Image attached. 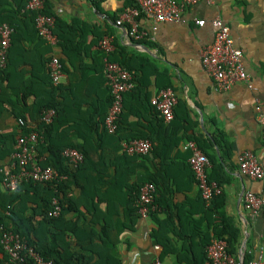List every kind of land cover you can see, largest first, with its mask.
I'll list each match as a JSON object with an SVG mask.
<instances>
[{
  "label": "crops",
  "instance_id": "0c3cea01",
  "mask_svg": "<svg viewBox=\"0 0 264 264\" xmlns=\"http://www.w3.org/2000/svg\"><path fill=\"white\" fill-rule=\"evenodd\" d=\"M213 1L212 5L200 3L189 7L179 23H154L141 17L140 30L149 35L137 41L131 37L126 25L116 24L134 0H100L97 4H93L92 0H48L52 12L66 23L79 20L87 27L95 28L99 36L112 35L115 50L123 49L129 56L143 58L155 66L158 75L150 69L146 72L147 90L152 97L160 89H174L178 98L176 118L169 124L165 123L168 126L174 122V126L172 124L160 136L163 138V134L168 133V142L173 145L189 128L192 134L210 146L205 150L210 161L214 160L210 172L214 171V178L222 189L223 214L239 232V250L233 255L242 264H247L258 256L264 246V209L255 216L244 206L247 192L264 197V180H253L243 175L238 163L241 153L251 151L264 164L263 129L259 118L260 113L264 114V0ZM16 7L17 0H0V21ZM216 18H221L230 27L236 46L242 50L252 88L239 83L229 91H220L205 71L201 53L214 41L212 21ZM196 20H205L206 25L199 27ZM79 40L86 46V53L77 59H65L59 46L55 49L47 44L45 50L48 59L55 53L66 62L61 86L71 90H67L66 98L62 100L67 111L62 119L63 128L70 130L73 127V136L88 137L85 122L96 119V112L100 110L97 105L108 98L109 91L104 83V60L98 46V35L88 33L86 38ZM28 47L35 54L24 58L26 62L35 63L39 47L30 44ZM30 70V66L21 69L20 76L13 82L14 87L20 86L25 79L21 80V75ZM34 90L45 91L42 84H37ZM257 106H260V112L256 110ZM3 110L0 112V134L11 137L18 129V123L12 117L9 106L6 105ZM177 117H186V120L182 123ZM131 122L137 123L138 120L132 118ZM186 142H181L179 148L171 153L169 149L167 159L159 157L144 162L137 160V156H128L139 168L129 167L128 175L133 177H121L119 181H115L114 175L116 171L123 172L126 166L113 159L115 146L108 142L102 151L94 148L96 153L83 173L82 184L88 188L86 192L90 196L96 195L97 201H103L96 215L99 224L95 231L99 239L92 249L95 255H103L107 259L102 262L96 259L95 264H152L156 258L164 264H189L191 259L186 255L190 249L189 239L192 238L194 249H199L203 233L197 228L204 225L205 215L200 190L191 178L189 159L192 152L185 149ZM119 154L124 156L121 150ZM150 178L163 183L166 193L163 201L168 205V211L160 208L157 213V220L162 224L158 228L152 217L137 219L123 207L129 199L126 186L146 182ZM95 186H99V190H94ZM71 199L81 214L91 218L86 212L87 198L80 189L73 191ZM78 218L74 216L73 220L81 222V228L89 226V220L76 221ZM103 218L107 219L106 224ZM168 218L173 229L168 234L172 245L165 249L152 235L154 231H159L167 236L163 221ZM174 231L180 237L173 235ZM147 233L149 235L145 237ZM210 233L216 239L212 231ZM156 245L160 247L158 251Z\"/></svg>",
  "mask_w": 264,
  "mask_h": 264
},
{
  "label": "trees",
  "instance_id": "16d2710c",
  "mask_svg": "<svg viewBox=\"0 0 264 264\" xmlns=\"http://www.w3.org/2000/svg\"><path fill=\"white\" fill-rule=\"evenodd\" d=\"M30 1L17 0L15 11L7 13L0 21V26L7 23L14 29L7 57V66L0 72V112L4 111L3 108L6 105L9 106L12 117L18 123V129L13 136L4 137L0 134V239L3 231L12 230L20 234L23 241L29 247H33L47 261H53L55 264H95L96 259L100 262L107 259L103 255H95L92 249V245L99 239V235L95 231L97 224H99L96 215L103 201H97L96 195L95 197L90 196L86 192L88 188L82 184L83 173L88 169V164L94 153H96L94 148L102 151L104 150L103 146L108 142L115 146L113 159L118 161L119 165L126 166L123 172L116 171L117 173L114 175L115 181H119L121 177L126 179L133 177V175H128L127 169L129 167L139 168V165L132 163L128 156L119 154L124 140H148L154 145L150 154L136 157L137 160L144 162L157 160L159 157L167 159L169 156L166 155H169V149L171 153L172 150L178 149L183 141L196 142L206 156L208 155L205 149L210 146L204 140L192 134L189 128H186L184 137L182 136L181 139L175 141L173 145L168 142L170 136L168 133L163 134V138L160 136L166 130H169L172 124L174 126V122L168 126L164 123L158 111L152 105V96L147 90L149 86L148 76L146 75L147 70L150 69L154 75H158V70L147 60L131 57L123 49L115 50L110 56V61L118 63L134 73L136 86L124 97L123 111L118 122L117 132L110 135L105 127V120L113 101L109 88L108 98L97 105V109L100 110L96 112V119L85 122L88 137L73 136L72 131H75V129L70 126V130H65L63 128L65 126L64 120L62 119L67 111L63 107L62 100L66 98L67 90L71 89L61 85L58 87L52 85L48 69L49 59L47 58V50H45L47 44L36 30L35 20L38 12L27 9ZM99 1L92 0L93 4H97ZM44 3L45 8L42 13L54 16L56 19L55 33L59 38V48L65 59H77L84 56L86 46L82 45L79 39L86 38L88 33L98 35L99 40L108 35L99 36L98 32H95V28L87 27L85 23L79 20H74L68 24L52 12L48 0H44ZM135 6L136 4L131 2L130 7ZM29 44L38 45L39 47L40 52L35 63L26 62L24 58V56L31 57L34 56L32 54H35V51L32 50L33 53L29 51L31 50L28 47ZM100 52L101 58L104 59L103 52L101 50ZM61 63L66 72L65 60L62 59ZM26 66H30L31 70L21 75V80L23 78L28 80L23 79L19 87H14L13 82L20 76L21 69ZM104 83L106 85L105 79ZM37 84H42L45 91H35L34 87ZM51 109L57 112V117L52 124L47 125L42 121V118L44 113ZM132 118H136L138 122H131ZM20 120L24 122V125L20 124ZM177 120L183 123L186 117H177ZM31 131H36L43 137V141L38 146L39 157L45 159L41 162V166L54 168L61 174L67 175L68 180L46 184L24 183L16 193L5 192L1 187L4 179L3 171L10 164L18 139ZM66 148H74L83 153L84 163L77 169L72 168L63 157ZM213 161L211 160V162ZM125 171L127 173L124 174ZM191 171L192 181L197 185L192 168ZM209 181L216 182L220 186V183L214 178V171L209 172ZM146 182L153 183L156 186L159 195L156 201L157 205L159 208L168 211V205L164 204L163 201L166 195V193L164 194L163 183H160L156 178H150ZM146 182H134L126 186L129 190V199L123 207L137 219L140 218L138 214L140 191ZM112 184L110 183V185ZM98 188L99 186H95L94 190ZM76 189H80L86 196V212L91 218H87L86 214H81L72 201L71 195ZM55 199L59 201L61 213L58 217H50L49 213L54 208L53 201ZM202 204L205 215L204 225L197 229L202 231L203 235L200 236L199 249L196 250L192 245V238L189 239L191 242L190 249L186 252L187 257L191 259L189 264H211L207 256V248L213 239L211 231L214 238L227 242L228 250L232 255L239 250L240 246L238 230L223 214V198L216 197L210 207H207L203 200ZM157 213L152 214L151 217L158 228V225L161 226L162 224L157 220ZM72 216L73 218L74 216L80 217L76 221L89 220V226L81 228V222H74ZM168 216L170 217V215ZM103 219L106 224L107 219ZM168 220L170 218L163 221L167 236L159 231H154L152 235L157 243L165 249L172 245L168 234L173 229ZM172 234L180 237V234L175 231ZM0 254L3 255L2 259L7 258L1 245Z\"/></svg>",
  "mask_w": 264,
  "mask_h": 264
},
{
  "label": "built area",
  "instance_id": "2783aa9c",
  "mask_svg": "<svg viewBox=\"0 0 264 264\" xmlns=\"http://www.w3.org/2000/svg\"><path fill=\"white\" fill-rule=\"evenodd\" d=\"M136 6L124 11L122 17L117 21L118 26H127L131 37L137 41L144 40L148 33L140 30L139 19L141 17L154 23H179L189 7L200 3L212 5L213 0H134ZM45 8L44 0H31L27 9L38 12L35 20L36 30L43 41L58 48L59 38L55 33L56 19L54 16L43 14ZM196 25L204 27L205 20H196ZM214 28V41L205 47L201 53V61L205 71L214 79L216 87L220 91H229L239 83L247 84L252 88L251 77L248 74L243 52L238 48L231 36L230 27L221 19L212 21ZM14 29L8 24L0 26V72L7 66L8 50ZM99 49L104 54V77L113 98L112 105L105 120V127L110 135L118 130V122L123 111L124 97L135 88V74L123 68L121 65L110 61V56L115 51L114 37L106 35L99 41ZM48 69L52 85H61L65 72L61 59L53 54L48 63ZM152 105L158 111L164 123L169 124L175 118V108L178 103L177 95L172 88L159 90L151 99ZM258 112L260 106L256 107ZM57 112L53 109L44 113L42 121L47 125L54 122ZM263 129L264 145V114H259ZM24 125L22 120L19 121ZM43 137L36 131L21 136L16 144L10 164L4 169V179L1 187L5 192L16 193L24 183L46 184L60 183L68 180L67 175L61 174L52 167L44 168L41 162L45 159L38 154L39 143ZM153 144L148 140H124L121 144V153L127 156L148 155L153 150ZM185 149L192 152L189 164L195 174L197 186L203 201L211 206L212 201L221 196L222 189L216 182L209 181V172L212 167L210 159L201 151L194 141H187ZM63 157L68 164L77 169L84 163L85 157L82 152L74 148H66ZM240 172L253 180H264V164L260 163L251 151H245L238 158ZM158 191L153 183H146L138 200L139 217L150 219L151 215L158 212ZM53 210L50 217H58L61 213L59 201H53ZM245 209L253 215L258 216L264 209V197L247 192L244 197ZM149 233L145 235L148 237ZM6 259H0V264H55L53 261L45 260L33 247H29L21 238L20 234L10 230L3 231L0 239ZM228 244L224 240L212 239L207 248V256L211 264H242L228 250ZM158 251L159 245L155 246ZM152 264H164L156 258ZM247 264H264V246L258 256Z\"/></svg>",
  "mask_w": 264,
  "mask_h": 264
}]
</instances>
